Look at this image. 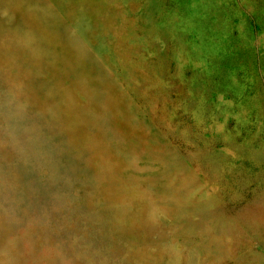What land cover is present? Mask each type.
<instances>
[{
  "label": "rangeland",
  "instance_id": "obj_1",
  "mask_svg": "<svg viewBox=\"0 0 264 264\" xmlns=\"http://www.w3.org/2000/svg\"><path fill=\"white\" fill-rule=\"evenodd\" d=\"M0 264H264V0H0Z\"/></svg>",
  "mask_w": 264,
  "mask_h": 264
}]
</instances>
